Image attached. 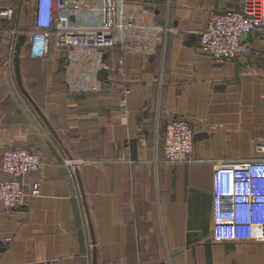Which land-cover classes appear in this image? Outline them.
<instances>
[{
	"label": "crops",
	"instance_id": "0c3cea01",
	"mask_svg": "<svg viewBox=\"0 0 264 264\" xmlns=\"http://www.w3.org/2000/svg\"><path fill=\"white\" fill-rule=\"evenodd\" d=\"M127 1L151 9L170 31L149 55L105 51L114 73L99 94H70L63 54L50 48L32 59L25 40L26 98L16 83L15 44L0 30V159L23 148L45 164L25 179L39 182L40 196L0 205V264H92L85 208L96 264H264V243L211 239L210 162L249 159L264 144V35H244V56L214 61L199 48L200 33L212 15L239 10L242 0ZM179 117L203 136L193 141V161L172 164L162 138ZM62 157L85 162L70 172Z\"/></svg>",
	"mask_w": 264,
	"mask_h": 264
},
{
	"label": "built area",
	"instance_id": "2783aa9c",
	"mask_svg": "<svg viewBox=\"0 0 264 264\" xmlns=\"http://www.w3.org/2000/svg\"><path fill=\"white\" fill-rule=\"evenodd\" d=\"M11 13L0 0V23ZM154 18L151 9L127 0H32L30 27L23 34L27 55L44 58L54 48L63 54L67 91L72 95L99 94L104 89L99 73H114V63L105 60V51L118 47L149 55L163 42L170 30ZM249 33L264 35V0H242L239 10L212 15L200 33L199 48L214 61L242 57L249 51L243 38ZM121 91L124 102L128 89ZM193 135L188 119L168 121L162 138L166 162L193 161ZM255 152L249 159L210 161L214 197L211 239L215 242L264 243V144L257 145ZM84 162L61 158L62 166L70 172ZM44 165L36 152L23 148L4 151L0 205L16 208L40 196L39 182L26 183L25 179Z\"/></svg>",
	"mask_w": 264,
	"mask_h": 264
},
{
	"label": "rangeland",
	"instance_id": "374dc122",
	"mask_svg": "<svg viewBox=\"0 0 264 264\" xmlns=\"http://www.w3.org/2000/svg\"><path fill=\"white\" fill-rule=\"evenodd\" d=\"M1 2L5 7L10 8L12 13L0 23V30L11 44H15L18 35L25 34L29 30L32 0H1Z\"/></svg>",
	"mask_w": 264,
	"mask_h": 264
},
{
	"label": "water",
	"instance_id": "95a60500",
	"mask_svg": "<svg viewBox=\"0 0 264 264\" xmlns=\"http://www.w3.org/2000/svg\"><path fill=\"white\" fill-rule=\"evenodd\" d=\"M71 20H73V18L71 17ZM25 40H26V37L25 35L23 34H20L18 35L16 41H15V46H14V57H13V67H14V73H15V78H16V83H17V86L19 88V90L21 91V93L29 99L28 97V94L26 93V91L24 90L23 88V85H22V82H21V77H20V70H19V63H20V58H19V55L21 53V49H22V46L24 45L25 43ZM99 76L105 80L106 77H107V72L105 70H102L100 73H99ZM195 135H193V141H195V139L198 137H202L203 135H199L197 137H194ZM129 145H130V149L132 151V154L134 155V158H135V152H136V140L135 139H132L131 141H129ZM77 171V170H75ZM77 173V172H76ZM77 176V180L79 182V177H78V174H76ZM85 214H86V217H87V224H88V229H89V232H90V237H91V240H92V264H96V253H95V247H94V239H93V232H92V227H91V223H90V220H89V217H88V213H87V210L85 208ZM193 236L194 233H190L188 235V238L189 236ZM198 240V239H196ZM193 241H195V239H193ZM188 242H190L188 240ZM192 242V240H191ZM4 250V247H0V252Z\"/></svg>",
	"mask_w": 264,
	"mask_h": 264
}]
</instances>
